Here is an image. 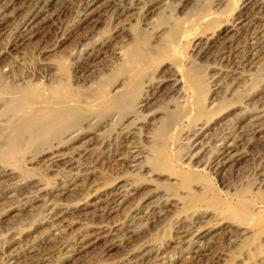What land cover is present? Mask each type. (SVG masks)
Listing matches in <instances>:
<instances>
[{
	"label": "rangeland",
	"instance_id": "374dc122",
	"mask_svg": "<svg viewBox=\"0 0 264 264\" xmlns=\"http://www.w3.org/2000/svg\"><path fill=\"white\" fill-rule=\"evenodd\" d=\"M79 1L54 0L51 3L48 8V15L54 23L59 24L52 27V31L57 27L63 29L75 24ZM132 1L133 7L126 14L111 21L108 15L103 12L105 0H100L96 4L97 12L94 16L96 22L93 25L76 30L68 40L60 44L54 51L43 53L40 51L41 47L36 40L16 49L6 46L21 17L17 13L18 10L26 11L24 8H29V5L32 6L35 3V0H16L13 8L16 10H14L15 14L10 18L8 28L0 33V53H4L0 65V72H2L0 85L4 82V86H15L14 83L32 84L47 95L49 87L61 83L67 90L68 88L71 89L76 96H81L85 101L87 100L88 105H96L100 96L108 95L112 92V88L115 90L121 88V84L114 87V83L116 80H122V66L125 61L122 62L123 58L119 59L116 54L121 53L126 60V50L135 47L142 56L141 62L144 64H140V68H143L145 75L143 81L145 82L152 78L168 76L173 70L181 71L182 69L185 71L191 63H194L199 76L207 83V92L199 103L200 106L204 107L202 115L196 120L193 112H191L192 114L186 113L185 102L189 101L188 91L191 94L190 89L187 91V101H184L185 96L183 98L181 96L176 97L171 87L169 88L172 80H168L159 92L157 91L152 95L149 102L136 116L129 114L125 118H118V115H114L111 118L110 114H89L86 122H81L71 130L73 132L70 135H79L78 140L73 143L74 145L63 147L62 150L68 152L74 148L82 149L81 152L98 153L102 149H106L108 145L113 146L115 144L116 133L120 124L126 125L135 119L140 123H138V130L135 131L130 144L141 153L136 161L130 165V167L137 168L135 172H131L134 167L128 170V168H120L119 165L113 163L104 166L97 165L91 169L93 173L83 185L77 187L78 191H66L60 196L39 198L33 205L23 207L20 216L14 215L18 212L21 204L25 202L27 189L18 188L21 183L19 178L21 180L22 177H25V174L19 173L18 175V172L24 169V172L27 171L26 173L31 178L33 177V181H41L44 185L49 184V187L54 181L58 182L62 176L65 177L67 169H64L65 167L61 164L55 167V170L47 171L44 167L45 162H43L46 157L29 164L26 162L28 155L25 154L20 157L22 168L20 167L18 170V164L16 165L13 160L7 157L8 143H5L9 136L8 131H10L9 128L7 129L8 121H14L16 118H0L3 119L0 120V161L3 163H0L4 165L8 161L6 165L17 172L0 180V264L5 263V255L9 251L8 249L16 250L22 245V242L37 243L42 241L50 227L49 216L52 214L51 211L57 207L63 209L68 207L67 219L70 221L66 222V224L69 223L64 231L66 237L84 234L87 236V247L71 258L57 255L53 257L51 256L53 252L47 254L48 251L47 253L36 251L32 253L34 259L30 264H128L133 262L141 253L144 254L153 247L167 249L168 257H171L169 264H264V221H262L264 208L261 206L262 203L260 204L261 201L264 202V193L257 190L258 173L261 167L260 160L264 156V131L252 139L245 150V158L232 169L225 168L219 173H212L211 171L207 172L204 168L212 149L210 147L213 144L212 141L219 135L221 136L239 114L247 113L246 118L242 121V123H246L260 114L262 109L264 110V17L257 34L259 46L256 50V57L253 59V67L249 71L246 70L243 75L231 79L225 77L223 73L221 74L218 61L214 57L215 47L207 50L202 57L195 61L189 55L192 52L193 43L212 32L219 34L221 31L227 30L228 35L234 34L232 47L242 41L243 30L233 29L232 22L240 12L244 11L242 6H244L245 0H185L182 7L173 9L171 6L172 10L167 8V11L161 13L162 15L158 10L152 14L144 12L143 4L150 0ZM25 2L29 3L28 6ZM200 8L201 12L204 13L199 11ZM59 10L64 11V14L57 17L56 13ZM199 12L202 15L199 16ZM197 14L199 17H196ZM204 15H208L206 17L208 25L205 21V24L201 22L200 25H190L193 23V18L197 20ZM189 22L191 23L189 24ZM173 24L181 28L179 30L177 27L178 36L174 41L168 38V31L172 29ZM204 26L206 27L203 28ZM201 28L204 33H201ZM121 30H124L122 35H118L111 42L106 54L96 60L94 65L81 72H75L73 68L75 67L76 50L81 43L86 42L87 38L106 40ZM181 31L185 33H180ZM57 36L53 33L50 34L46 45L54 44ZM164 45L167 47V49L165 48L166 51ZM239 49L237 50L239 51ZM152 53H159V56L153 55L156 58L153 60ZM161 54L163 57L160 56ZM2 97L7 98L8 101V97ZM92 107L97 110L95 106ZM121 118L123 121H120ZM104 121L107 125H100ZM93 122H96V125ZM201 123L207 124L204 129L205 134L201 139L202 143L194 145L191 139L198 125L199 127L202 125ZM159 131L163 132L158 137ZM70 135L64 136L62 141L65 142ZM155 149L161 151L160 155L165 165L163 170L154 167L152 164L155 161ZM16 160L18 161V157ZM11 164L15 165L11 166ZM126 170L128 171L125 172ZM182 171L192 174L189 175L187 187L181 186L182 177L180 174ZM125 182L128 184L127 189L129 188L130 193L128 192L126 200L119 207L106 216L94 210L91 205L96 202L94 200L102 197L116 184L121 185ZM83 186L84 188L81 189L80 187ZM186 192L193 197L204 196L209 201L193 202L191 206L188 205L183 208V201H180L179 196L188 198ZM165 199L176 207H168L169 211L159 222L147 225L129 241L121 243L115 241V247L105 253L104 247L112 241L109 239L95 240L96 237L93 234L98 231V228L120 227L142 204L158 203ZM87 204L89 205L87 210L93 212L84 217L80 216L76 218L77 220L73 219L76 214H72L80 212ZM94 212H97L95 216ZM193 215L195 218L204 217L202 224H209L212 221L210 225L219 227L215 230L217 232L221 231L222 227L225 231L230 230L231 238L222 240L220 236L213 233L203 240L202 247L204 249L201 247L203 250L196 254L194 252L198 246L192 248V251L173 250L172 240L175 237L177 221ZM193 232L191 231L190 234ZM236 232L240 234H236ZM119 243L121 245L118 246ZM158 262L155 263L160 264Z\"/></svg>",
	"mask_w": 264,
	"mask_h": 264
},
{
	"label": "bare ground",
	"instance_id": "6f19581e",
	"mask_svg": "<svg viewBox=\"0 0 264 264\" xmlns=\"http://www.w3.org/2000/svg\"><path fill=\"white\" fill-rule=\"evenodd\" d=\"M53 1L54 0H35V3H33L32 6L29 5V8L23 7L24 9H26V11H24L22 8L21 9L23 11H21L18 8L19 10L17 13L21 17L20 20L18 19V25L16 24L17 26L13 29L14 31L10 35V39L7 42L6 46L11 49H16L17 47L19 48L22 45L29 44L30 42H33V40H36L39 44V47H41V52L50 53L54 51L55 48H57L60 44L68 40L76 30L87 28L96 22V19L94 18L95 13L97 12L96 4L100 0H80V4H78L79 6H77L78 9L76 14L77 16L75 18V24L72 27L70 26L69 28L62 29L60 27H57L55 28L56 30L54 29V31H52L51 28L56 27L57 24V22L55 21L56 23H54V21L51 20L50 15H48V8ZM165 1L166 2H164L163 0H150L148 3H144V12L147 14H152L158 10L161 14L163 13V11H167V8L171 9V6L173 9L182 7L185 0ZM15 2L16 0H0V33L8 28V22L10 21V18L15 14V9L13 10V8L15 7ZM25 3L27 4L26 6H28L29 3ZM244 3V6H242L244 11L242 13L240 12V14L236 16L232 22L233 29H236L237 31L243 30L244 37L242 41L238 42L236 46L232 47L234 34L228 35L229 32L227 30L221 31V33L219 34H215L213 32L209 33V35L204 36L197 42L193 43L192 52L189 55V57H192L193 61H195L199 57H202L210 48L215 47L216 52L214 57L215 60L218 61L219 67L221 69V74L223 73L225 77H229L231 79H233L234 77H239L243 75L246 70L249 71V69L253 67V59L256 57V50L259 46V39L257 37V34L259 33V28H261L260 23L262 22V19L264 17V0H245ZM217 5L219 4L217 3ZM131 7H133L132 0H105L103 12L104 14L108 15V18L111 21H114L126 14ZM199 11L201 12V8ZM201 13L199 14V16L202 15ZM61 14H64V11L59 10L56 13L57 17H59ZM198 14L196 15V17L198 16ZM207 16L208 15H204L197 20L193 18V23L190 24L191 22H189V24L194 26L198 25L201 22H206ZM207 23L208 22H206V24ZM58 25L59 24H57V26ZM206 26H204L203 28H205ZM177 27L178 26L176 24H173L172 29L169 30L170 32L168 31L169 40L173 39L174 41L176 36H178ZM180 29L181 28H179V30ZM123 31L124 30H121L120 32L115 33L114 36L111 35L106 40H92L91 38H85L86 40H84L86 42L81 43L76 50L74 64L75 67L73 68L75 72H81L89 68L91 65H94V62L96 60H98L102 55L106 54L107 48L110 46L111 42L116 39L118 35H122ZM52 33L55 36L58 35L57 40L51 46H47L46 44L48 43V37ZM180 33L185 32L181 31ZM201 33H204V30H202ZM160 36L159 38H161ZM165 48L167 49V47L164 45V49ZM237 49H239V51ZM153 53L152 57L153 60H155L156 58L153 55L159 56V53ZM140 54L135 47H131L126 50V60L124 59L125 57L121 55V53L116 54L119 59L123 58L122 62L125 61L122 66V80H116L118 82L115 81L114 83V87H116L115 85L121 84V88L119 90H115L112 88L111 93H109L108 95L100 96L96 105H88L86 102L87 100L85 101L81 96H76L71 89L69 90L68 88L67 90L66 87L61 85L60 82V84H55V86L53 85L51 88L49 87L47 95L43 94L37 88V86L32 84L14 83L15 86H4V82L0 85V118H16L14 121H8V125L6 124L7 129L9 128L10 130L8 131L9 136L5 141V143H8V155L5 153L7 157L13 160L16 165L18 164V170H20L21 167L20 157H23L25 154L28 155V160L26 162H28L29 164L36 162L40 158L43 159L44 157H46L43 162H45L44 167L47 171H53L55 170V167H58L61 164L65 167L64 169H67L66 176H62V179L60 178L58 182L54 181L49 187V184L44 185L41 181H33V177L31 178L28 173H26L27 171L24 172V169L23 171L18 172V175L19 173H22L23 175L25 174V177H22L23 179L20 180L19 178V182L21 183L19 184L18 188H26L27 195L24 200L25 202H22L23 204H21L18 212L15 211L16 214L14 216H20V212L23 207H29L31 204L33 205V203L39 198H51L54 196H60L66 191H76L79 186H82L83 183L93 173L91 169H94L97 165L104 166L106 164L113 163L115 165H119L120 168H128V170H131V167H134H130V165L134 163L141 154L139 153L140 151L138 152L136 148L132 147L130 144V140L134 138L135 131L138 130V123H140L135 119L134 121L126 125L120 124V127H118V132L116 133L115 144L113 146L108 145L106 149H102V151H99L98 153H88L86 151L81 152L82 149L77 150L74 148H71L68 152L62 150L63 147L74 145L73 143L78 140L79 135H70V133L73 132L71 130H73L75 126L81 124V122H86L88 120L89 114H110L111 118H113L114 115H118V118H125L129 114L136 116L149 102V100L152 98V95H154L157 91L159 92V90L166 84L168 80H172V84L171 86H169V88L171 87V90L174 92L176 97L181 96L183 98L185 96L184 101H187V91L190 89L191 94L188 91V94L190 95L189 101L185 102L186 113L193 112L196 120L200 118L199 116L202 115L204 107L200 106L199 103H201V98H203V96H205V93L207 92V83H205V81L199 76L200 74H198L197 68L195 67L194 63H191V65L185 71H183L182 69L181 71L173 70V72H170L168 76L152 78L145 82L143 81V78L145 76L143 74V68H140V64H142V56ZM162 55L163 54H161L160 56ZM3 58L4 53H0V65ZM166 58L168 57L166 56ZM0 73L1 81L2 72ZM176 77H178V79H176ZM113 90L115 91L113 92ZM150 92L152 93L150 94ZM2 96L8 97V101L6 100L7 98L4 99ZM92 106H95L97 110ZM246 116L247 113L239 114L235 121L225 131L223 130L224 132L221 134V136L219 135L220 137L218 136V138H215L212 141L213 144H210V147H212V149L210 155L207 154L209 157L204 167L206 168L207 172L211 171L212 173H219L225 168L232 169L235 165H237L245 158V150L251 143L252 139L264 131L263 109L260 111V114L254 116L253 118L248 120V122L242 123ZM122 118L120 119V121H123ZM115 119L117 120V118ZM104 122L100 123V125H107L106 122ZM93 124L96 125V122H93ZM201 124L202 125H200V127L198 125L196 131L194 130L195 134L191 139L192 144L194 143V145H199L202 143L201 139L205 134L204 129L206 128L207 124ZM161 132L159 131L158 137L160 136ZM68 134L71 137L69 136L68 139H65L66 141L63 142L62 138L64 136H67ZM154 153L155 161H153L152 159L153 166L162 168L163 170L165 165L160 155L161 151L155 149ZM17 157L18 161L16 160ZM0 162L3 163L2 161ZM7 162H5L4 165L0 163V180L13 175L14 173H17L13 168L6 165ZM260 162L261 167L259 168L258 173L257 190L264 193V156L261 158ZM15 164H11V166ZM136 169L137 168L134 167L131 172H135ZM128 170H126L125 172H127ZM189 175L192 174L186 173L185 171H182V174H180V176L182 177V187L188 186V178L190 177ZM127 185V182L122 183L121 185H119L118 183L113 186V188L108 190L102 197L94 200V202H96L91 204L94 210L99 214L106 216V214L111 213L115 208L119 207L128 196L129 188L127 189ZM80 188L82 189L84 188V186ZM187 195L186 196L188 198L186 199L182 195L179 196L180 201H183V204L181 203L183 208L188 205L191 206L193 202L207 200L204 196L193 197L190 193H187ZM260 204L264 208V202L261 201ZM87 206L89 205L87 204L86 207L80 210V212L78 211L77 213H73L72 215L76 214V217L73 219L77 220L76 218H79L80 216L84 217L92 213L93 211L91 212L90 210H87ZM172 206L176 207V205H172L171 202L166 199L158 203H146L144 205L142 204L141 206H139L140 208L133 211L128 221L124 225H121L120 227L110 228L97 227L98 231L93 234L95 235L94 237H96L95 240L109 239L110 241H112L110 244L104 247V252L107 253L113 247H115V241L116 243L129 241L133 236L136 235V233H138V231L145 229L147 225L159 222V220L164 217L169 211L168 207ZM245 206H247V203H245ZM67 208L63 209L57 207V209L51 211L52 214L49 216L50 227L46 231V237H44L42 241L37 243L22 242V245L19 244L20 246L17 247L18 249H8L9 251L5 255L4 264H30L34 259L32 253H35L36 251L44 253H47L48 251L47 254H52L51 252H53V255H51L53 257L54 255H57L66 256L69 258L74 257L81 251H83L87 247L86 235H74L70 238H67L64 234L65 228L69 224H66V222L70 221L67 219V214L69 212ZM96 213L94 212V216ZM203 218L204 217L195 218V216L193 215L177 221V224L175 225V237L172 240L173 250L183 249L182 251H192V248L198 246V248L195 249L194 252L196 254L204 249L202 247L203 240L213 233L216 236H220V239L222 240H229L231 238L232 234L230 230H227L228 227L226 228L227 231H225L224 227H222L223 229L217 232L215 230L219 227L217 225H210L212 221H209V224H202ZM262 221H264V219ZM191 231L194 232L190 234ZM237 233L238 232H236V234ZM6 240H8V238ZM120 243L118 244V246L121 245ZM166 250L161 247H153V249L144 252V254L141 253V255H139L137 258L135 257L136 259L130 263L157 264L155 262L159 261L158 263L160 264H169L171 257H168V252Z\"/></svg>",
	"mask_w": 264,
	"mask_h": 264
}]
</instances>
